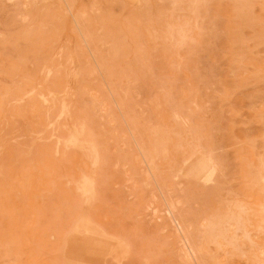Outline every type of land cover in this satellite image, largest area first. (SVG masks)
<instances>
[{
    "label": "rangeland",
    "instance_id": "rangeland-1",
    "mask_svg": "<svg viewBox=\"0 0 264 264\" xmlns=\"http://www.w3.org/2000/svg\"><path fill=\"white\" fill-rule=\"evenodd\" d=\"M0 264H264V0H0Z\"/></svg>",
    "mask_w": 264,
    "mask_h": 264
},
{
    "label": "bare ground",
    "instance_id": "bare-ground-1",
    "mask_svg": "<svg viewBox=\"0 0 264 264\" xmlns=\"http://www.w3.org/2000/svg\"><path fill=\"white\" fill-rule=\"evenodd\" d=\"M73 133H74V132H73ZM75 133H76V132H75ZM77 135H78V134H77ZM77 135H76V136H77ZM78 138H80V137H78ZM80 148H81V147H80ZM92 150H93V149H92ZM83 184H84V183H83ZM83 184H82V185H83ZM85 184H86V186L84 185V186H85V189L82 187V188L84 189V190L82 191V194H83V195H84V193H83L84 191L89 193V192L92 190V184H93V182H92V177H91V179H89V180L87 179V182H86ZM91 192H92V191H91ZM91 192H90L89 194H92ZM88 193H87V194H88ZM85 194H86V193H85ZM89 194H88L87 196H90ZM82 222L87 226V228H88L89 230H91V231H94V230H95L96 227L94 228V227L92 226V224L90 223V221L88 220L87 217H83ZM81 225H82V224H81ZM83 226H84V225H83ZM77 227H78V226H77ZM77 227H76V228H77ZM80 229H81V228H80ZM82 229H83V228H82ZM97 229H98V228H97ZM97 229H96V230H97ZM89 230H88V231H89ZM96 230H95L94 232L97 233ZM98 230H99V229H98ZM76 231H77V229H76ZM84 231H85V230H84ZM75 233H76V232H75ZM98 233H99V232H98ZM89 234H90V233H89ZM101 236H103V234H102ZM102 239H103V238H102ZM114 240H115V239H114ZM109 241H110V240H109ZM122 247H123V246H121L120 250L122 249ZM118 252H120V251H118ZM118 254H119V253H118ZM62 256H63V255H62Z\"/></svg>",
    "mask_w": 264,
    "mask_h": 264
},
{
    "label": "crops",
    "instance_id": "crops-1",
    "mask_svg": "<svg viewBox=\"0 0 264 264\" xmlns=\"http://www.w3.org/2000/svg\"><path fill=\"white\" fill-rule=\"evenodd\" d=\"M129 1H136V0H129Z\"/></svg>",
    "mask_w": 264,
    "mask_h": 264
}]
</instances>
